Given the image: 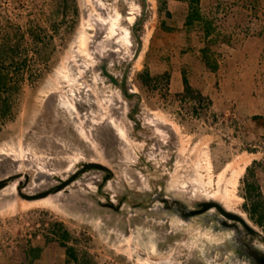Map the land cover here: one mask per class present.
I'll return each mask as SVG.
<instances>
[{"label":"rangeland","instance_id":"374dc122","mask_svg":"<svg viewBox=\"0 0 264 264\" xmlns=\"http://www.w3.org/2000/svg\"><path fill=\"white\" fill-rule=\"evenodd\" d=\"M146 1L143 48L126 82L141 103L130 118L137 100L96 67L109 54L107 72L120 77L137 48L131 26L141 0H0V45L12 47V73L23 77L0 129V181L18 177L0 190V257L36 237L58 243L65 230L73 264H223L220 235L198 219L183 225L135 203L118 213L93 203L99 171L42 201L17 194L50 190L89 162L112 171L101 200L141 199L155 185L186 203L221 198L264 234L244 194L249 169L264 196V0H199L191 26L193 0Z\"/></svg>","mask_w":264,"mask_h":264},{"label":"flooded vegetation","instance_id":"af4514ba","mask_svg":"<svg viewBox=\"0 0 264 264\" xmlns=\"http://www.w3.org/2000/svg\"><path fill=\"white\" fill-rule=\"evenodd\" d=\"M108 56L109 54L98 61L96 70L101 76L100 67L105 65L107 70ZM123 72L119 78L113 76L117 82V86L110 84L106 78L102 77L110 85L119 88L124 98H135L137 100L130 109L129 117L132 118L140 104L137 106L138 99L133 95L135 93L129 92L126 88L127 76L123 82V86L121 85ZM122 87L125 89L126 95H124ZM84 165L79 166L69 178L79 173L75 179L76 181L83 173L90 171L86 170L80 173ZM96 171L102 173L100 182L96 186V192L92 195L93 203H97L98 206L118 213L121 211L124 203H135L131 205L132 209H147L151 211V208H154L155 211L167 213L169 217L178 221H180L181 216L185 215L182 213L184 211H199V213L189 217L187 221L190 223L198 219L204 227L220 235L221 240L215 247V251H218L220 254L223 264H264V234L247 222V220H245V223L241 222L238 217L242 215L225 207L219 199L204 197L197 201L190 200L187 204L175 199L171 195H167L159 186L155 185L152 189H148L145 193L141 194V199H131L132 194L124 193L114 196L115 200H101L100 197H108V194L102 191L106 183L112 178V171L110 169L109 171ZM145 203L149 204L145 205Z\"/></svg>","mask_w":264,"mask_h":264},{"label":"trees","instance_id":"16d2710c","mask_svg":"<svg viewBox=\"0 0 264 264\" xmlns=\"http://www.w3.org/2000/svg\"><path fill=\"white\" fill-rule=\"evenodd\" d=\"M199 0H193L191 5H195V7L191 6V12L188 14L185 25L191 26L194 22H200V16L197 9ZM159 13L165 12L168 16V13L165 11V3H160ZM211 25L209 23H205V36L210 37ZM209 49H203L202 55L205 62V65L208 68L214 70L208 61ZM12 54V47L8 43H4L0 45V129L3 124L12 118L13 116V108H14V97L18 94L20 90L21 82L23 81L22 75L18 76V73L13 75V67L14 63L12 59L9 58V55ZM145 73L139 75L140 81L144 84H147L145 79ZM183 91L185 95H190L192 90L189 86L187 80L183 77L182 79ZM198 98H201L200 95H197ZM247 177L244 181V194L247 199L248 205L245 206L247 210L249 219L261 230L264 232V196L261 194L259 187L256 181L253 179V175L250 170L247 169ZM248 177H251V180H248ZM55 227L58 230L61 228V225L57 224ZM61 231V229H60ZM58 234V231H56ZM54 234V233H53ZM55 236H58L55 234ZM60 241L58 244L60 247L65 248L66 254L69 259L73 262H77V257L74 253V250L70 247H66V243L69 240V233L65 230L61 232L59 236Z\"/></svg>","mask_w":264,"mask_h":264},{"label":"water","instance_id":"95a60500","mask_svg":"<svg viewBox=\"0 0 264 264\" xmlns=\"http://www.w3.org/2000/svg\"><path fill=\"white\" fill-rule=\"evenodd\" d=\"M142 3H143V8H142V11H141V15H140V18L138 20H135L131 26V33L134 37V39L136 40L137 42V48H136V51L134 53V55L132 56L131 60L128 62V64L125 66V69H124V72H123V75H122V82H121V85L123 86V82L127 76V74L129 73V71L131 70L132 68V64L135 63L137 61V59L139 58V55L141 54V51H142V48H143V44H142V41L139 37V35L137 34V28L142 24L143 20L145 19L146 17V13H147V1L146 0H141ZM100 70H101V74L104 78H106L108 80V82L114 86H117V82L115 81L114 77L112 75H110L107 70H106V67L105 65H102L100 67ZM122 91L124 93V95H126V92H125V89L122 87ZM135 97H137L138 99V103H137V106L141 103V96L137 93L133 94ZM86 170H102V171H109V169L107 167H105L104 165L100 164V163H96V162H89L87 164H85L83 166V168L81 169L80 173H83L85 172ZM79 173L73 175L71 178H69L68 180L62 182L61 184L57 185L56 187L50 189V190H47L45 192H42V193H39L37 195H23L21 193V191L18 189L17 190V194L18 196L27 201V202H34V201H39V200H42V199H45L47 198L49 195H51L52 193H58L60 191H63L65 190L66 187H68L72 182L75 181L76 177L78 176ZM18 177H9L8 179L4 180V181H0V190L4 188L5 184L7 181H10V180H14ZM183 216L180 217V221L183 225H186L188 224V221L187 219L197 213H199V211L195 212V211H184L182 212ZM240 217V218H239ZM238 219L245 223V219L242 217V216H239Z\"/></svg>","mask_w":264,"mask_h":264},{"label":"crops","instance_id":"0c3cea01","mask_svg":"<svg viewBox=\"0 0 264 264\" xmlns=\"http://www.w3.org/2000/svg\"><path fill=\"white\" fill-rule=\"evenodd\" d=\"M37 242L28 241L24 246L3 252L0 264H73L65 248L49 236L36 237Z\"/></svg>","mask_w":264,"mask_h":264},{"label":"bare ground","instance_id":"6f19581e","mask_svg":"<svg viewBox=\"0 0 264 264\" xmlns=\"http://www.w3.org/2000/svg\"><path fill=\"white\" fill-rule=\"evenodd\" d=\"M227 168H228V167H227ZM237 174H238V171H235V170H234V171H233L234 179H235V177L237 176ZM234 179H233V181H232V178H230L232 184L234 183ZM230 180H229V181H230ZM228 184H229V183H228ZM224 197L227 198L225 194H224ZM219 200H220L222 203L225 202L224 199H223V201H222L221 198H219ZM34 202H36V201H34ZM32 203H33V202H32ZM224 204H225V203H224Z\"/></svg>","mask_w":264,"mask_h":264}]
</instances>
